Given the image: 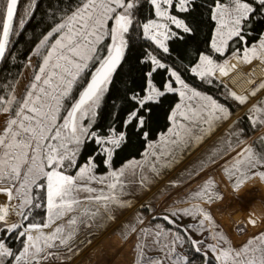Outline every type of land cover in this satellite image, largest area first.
<instances>
[{"label":"snow or ice","instance_id":"6c2138e0","mask_svg":"<svg viewBox=\"0 0 264 264\" xmlns=\"http://www.w3.org/2000/svg\"><path fill=\"white\" fill-rule=\"evenodd\" d=\"M18 4L0 0V61L39 0ZM37 23L0 85V264H109L117 233L126 264H264L255 214L213 215L222 180L264 182V0H57Z\"/></svg>","mask_w":264,"mask_h":264},{"label":"bare ground","instance_id":"6f19581e","mask_svg":"<svg viewBox=\"0 0 264 264\" xmlns=\"http://www.w3.org/2000/svg\"><path fill=\"white\" fill-rule=\"evenodd\" d=\"M242 71L249 72L250 70L247 67H244ZM260 75L261 71L257 68L256 77L259 78ZM244 79L245 77L237 73L236 80L230 81V83L237 89H242L246 87L243 82ZM215 178L220 180L221 175L215 174ZM220 190L224 193V196L218 203V209L215 210V216L223 227L227 229L232 222L243 221L249 214H255V216L261 220L260 226L264 227V184L260 181L251 182L238 191H232L230 190L228 181L224 179L220 183ZM256 231L257 228L247 226V231H245L244 234L236 235L232 227L229 233L231 234L233 241H240L246 235H250ZM105 243H110L112 246H116V244H119V239L118 237H113L112 239L105 241ZM126 251V246L120 248V251H117L118 257L115 260V264H126Z\"/></svg>","mask_w":264,"mask_h":264},{"label":"trees","instance_id":"16d2710c","mask_svg":"<svg viewBox=\"0 0 264 264\" xmlns=\"http://www.w3.org/2000/svg\"><path fill=\"white\" fill-rule=\"evenodd\" d=\"M24 3H26V0H19L18 15H19V11L22 10ZM66 3H74V0H59V7H64ZM50 7L53 9L56 8L57 0H39V7L37 9L36 16H34L31 19V21L28 22L27 29L25 30L24 35H22L18 41L14 42L12 50L18 53L17 60L12 61L11 58H9L7 61H1L0 63V85L5 83L7 79H11L12 75H18L21 72L23 66L19 62L20 54L23 53L24 50L29 47V44L31 42L29 39H26V37H34L39 32L40 27H43V24L38 25L37 23L38 20H40V15L42 13H46ZM193 83H196V81H193ZM171 102L174 101H172L171 97H169L165 101L164 106L157 110L158 113L157 118L154 119L152 123V127L154 129L156 137H158L160 131L162 130L166 131L164 109L167 108L168 104ZM241 126L246 129V136L252 134L254 131L249 128L247 117L245 116L241 118ZM140 147H141L140 143L136 141L135 138H133V146L125 149L123 152L120 153V156L118 157V162L121 158H126L128 156V153L130 152L135 154L136 150L140 149Z\"/></svg>","mask_w":264,"mask_h":264},{"label":"rangeland","instance_id":"374dc122","mask_svg":"<svg viewBox=\"0 0 264 264\" xmlns=\"http://www.w3.org/2000/svg\"><path fill=\"white\" fill-rule=\"evenodd\" d=\"M23 71H25L23 68H22V70H21V72H23ZM236 114L237 115H240V117L242 118V117H247L246 116V111H245V109H243V108H241V109H239L237 112H236ZM239 126H241V123H240V125ZM259 133H261V129H255L254 131H253V133L252 134H250V135H248V136H246V139H249V141H254V139H256V136H257V134H259ZM189 159H191V157H189ZM185 163H187V161H185ZM177 171H179V169H177ZM216 174L217 175H221L218 171L216 172ZM262 184H264V182H261ZM218 209V207L217 208H215V209H213V215L215 216V210H217ZM216 217V216H215ZM217 219V218H216ZM217 222H219L218 220H217ZM220 223V222H219ZM221 224V223H220ZM222 225V224H221ZM223 226V225H222ZM233 230H234V232H235V234L236 235H241V234H244L245 232H243V233H238L237 231H236V228H235V226H233ZM229 235H230V238H231V234L229 233ZM248 235H246L243 239H241L240 241H233L235 244H239L240 242H242L243 240H245V238L247 237ZM113 237H118V239H119V244L117 245L116 244V246L114 245V247H116L117 249H118V251H120V245H121V243H122V240H121V238H120V235L117 233V234H113V235H111L110 236V239H112ZM232 239V238H231ZM233 240V239H232ZM121 242V243H120ZM124 246H126V248H127V251H126V254H127V252H128V245L127 244H124L123 245V247ZM122 247V248H123ZM107 251L110 253V255L107 257V259H108V262L110 263V264H115V260L117 259V257H118V252L116 251V252H113V250H112V248L111 247H109L108 249H107ZM127 257V256H126ZM112 259V260H111ZM126 259V258H125Z\"/></svg>","mask_w":264,"mask_h":264},{"label":"water","instance_id":"95a60500","mask_svg":"<svg viewBox=\"0 0 264 264\" xmlns=\"http://www.w3.org/2000/svg\"><path fill=\"white\" fill-rule=\"evenodd\" d=\"M0 63H1V61H0Z\"/></svg>","mask_w":264,"mask_h":264}]
</instances>
